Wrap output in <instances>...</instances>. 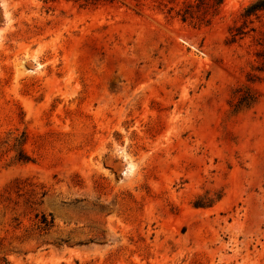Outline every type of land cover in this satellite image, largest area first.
I'll use <instances>...</instances> for the list:
<instances>
[{"label": "rangeland", "instance_id": "rangeland-1", "mask_svg": "<svg viewBox=\"0 0 264 264\" xmlns=\"http://www.w3.org/2000/svg\"><path fill=\"white\" fill-rule=\"evenodd\" d=\"M195 2L0 0V264H264V11Z\"/></svg>", "mask_w": 264, "mask_h": 264}, {"label": "trees", "instance_id": "trees-1", "mask_svg": "<svg viewBox=\"0 0 264 264\" xmlns=\"http://www.w3.org/2000/svg\"><path fill=\"white\" fill-rule=\"evenodd\" d=\"M72 2H83L84 5H96L101 1H109V0H66ZM223 0H196L195 4H185L183 9L181 10V20L186 21L187 19L196 20L199 23L208 24L210 19L208 16H213L216 11V8L221 4ZM259 11H264V0H255L253 4L248 6L243 14V24L241 27L235 29V33L233 34V40L237 36L243 35V29L246 26L247 20L249 17L255 15ZM40 224L43 229L46 230L50 227L49 222L46 221L44 217L41 218Z\"/></svg>", "mask_w": 264, "mask_h": 264}]
</instances>
